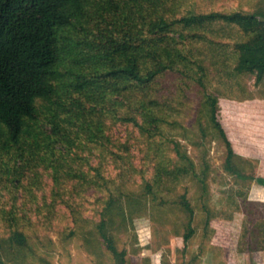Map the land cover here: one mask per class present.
<instances>
[{
	"label": "rangeland",
	"instance_id": "374dc122",
	"mask_svg": "<svg viewBox=\"0 0 264 264\" xmlns=\"http://www.w3.org/2000/svg\"><path fill=\"white\" fill-rule=\"evenodd\" d=\"M161 2L157 11L170 23L210 13L264 17V0ZM95 6L94 2L88 8L90 30L71 27L58 33L59 41L72 39L78 54L77 62L70 55L62 63L60 72L65 75L70 68L84 72L91 61L73 43L80 42L81 50L92 49L99 43L98 29L106 30L101 19H91ZM172 30L170 36L177 42L180 35L187 37L178 44L182 57L173 69L147 86L125 80L118 92L115 82L108 81L107 99L101 105L108 140L80 145L72 166L83 176L60 186L46 178L32 193L23 187L10 188L11 194L3 191L2 205L9 208L16 197L18 214L25 218V264H120L96 233L111 200L115 205L106 215L111 221L108 232L125 252V264H264V185L259 183L264 181V80L235 75L232 65L210 64L212 53L217 54L215 61L228 62L238 29L216 24L210 32L201 31L202 40L191 39L193 35L178 26ZM134 31L139 35L141 30ZM112 36L119 44L126 41L123 32ZM130 58L142 74L154 68L151 60ZM120 64L127 67L129 61L115 63ZM201 65L207 68L204 72ZM101 67L111 68L104 64L97 69ZM209 96L219 100L218 120L242 177L226 170L228 150L211 124ZM121 118H135L160 133L142 132ZM127 199L137 203L133 214L125 209ZM190 221L195 234L185 243ZM9 224L0 214V238L10 234Z\"/></svg>",
	"mask_w": 264,
	"mask_h": 264
},
{
	"label": "trees",
	"instance_id": "16d2710c",
	"mask_svg": "<svg viewBox=\"0 0 264 264\" xmlns=\"http://www.w3.org/2000/svg\"><path fill=\"white\" fill-rule=\"evenodd\" d=\"M94 2L96 14L91 19H101L106 30L98 29L95 39L99 43L92 49L81 50L80 42L73 43L91 61L86 63L88 66L84 67L87 68L84 72L82 68L80 71L70 68L65 75L60 72L62 63L70 55L77 62L78 54L70 43L72 39L66 37L59 41L58 33L71 27L90 30L92 23L88 8ZM160 2L0 0V214L10 223V234L5 239L0 238V264H25L28 246L27 236L21 229L25 218L18 214L17 198L14 197L12 205L6 208L2 205L3 191L11 194L10 188L23 187L32 193L33 188L43 186L48 179L60 186L83 176L73 171L72 166L77 163L80 145L102 144L103 140H108L101 106L107 99L108 81L115 82L112 86L118 92L125 80L133 81L135 86H147L173 69L182 57L178 44L187 40L184 34L179 36V42L174 36L171 38L174 26L189 32L194 40H202L201 31L210 32V27L216 24L238 29L239 39L228 62L215 61L217 54L212 53L210 64L232 65L230 68L235 75L250 74L256 76L257 82L264 80L263 16L239 12L210 13L182 17L170 23L157 11ZM148 16H151L150 20H146ZM138 28L141 30L139 35L134 31ZM113 32L118 35L123 32L126 41L119 44L117 38H113ZM133 36H138L136 41ZM92 45V42L88 43V46ZM131 55L151 60L154 68L142 74L137 64L130 60ZM123 60L129 61L127 67L115 65ZM104 64H110L111 68L97 69ZM206 69V66H199L202 72ZM205 78L206 75L199 80L202 86H205ZM39 101L44 102L41 108L38 107ZM207 105L211 124L223 137L228 150L226 170L242 177L233 166L234 148L218 120V98L209 96ZM121 119L136 124L142 132L160 133L135 118ZM201 183L205 184L204 181ZM259 183L264 185V181ZM114 205L115 201L111 200L103 210L96 233L107 249L121 259L120 264H125V252L118 250L108 232L111 221L106 215ZM125 205L130 214L137 210L136 202L127 199ZM185 208L193 215L190 204L186 203ZM189 228L190 232L183 237L185 243L195 234L191 221Z\"/></svg>",
	"mask_w": 264,
	"mask_h": 264
}]
</instances>
